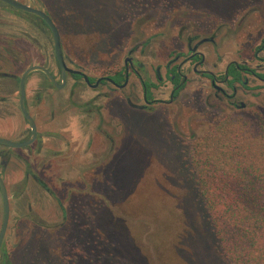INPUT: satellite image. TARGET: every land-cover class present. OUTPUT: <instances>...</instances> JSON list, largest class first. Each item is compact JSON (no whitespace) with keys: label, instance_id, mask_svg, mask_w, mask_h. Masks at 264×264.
<instances>
[{"label":"flooded vegetation","instance_id":"af4514ba","mask_svg":"<svg viewBox=\"0 0 264 264\" xmlns=\"http://www.w3.org/2000/svg\"><path fill=\"white\" fill-rule=\"evenodd\" d=\"M14 1L50 18L63 66L46 21L0 1V184L7 199L6 217L0 187V264H15L11 249L21 247L23 233L69 230L70 189L58 195L54 188L69 182L71 168L83 184L77 192L82 206L89 216L97 214L102 186L116 179L106 162L135 135L128 119L157 111L164 122L212 117V128L194 135L193 143L231 116L264 128V33L257 30L262 19L239 23L246 45L232 43L227 23L206 34L178 29L182 47L167 55L154 47L167 30L131 40L120 53L114 40L109 53L99 55L102 34H86L84 16L77 19L67 9L66 17L55 18L48 0ZM221 29L228 41L224 53L217 42ZM90 227L96 231L99 224Z\"/></svg>","mask_w":264,"mask_h":264},{"label":"rangeland","instance_id":"374dc122","mask_svg":"<svg viewBox=\"0 0 264 264\" xmlns=\"http://www.w3.org/2000/svg\"><path fill=\"white\" fill-rule=\"evenodd\" d=\"M48 1L53 17H66L68 9L77 19L84 16L86 34H102L99 55H106L107 49L109 53L114 40L120 53L131 40L137 43L165 30L169 33L156 39L154 47H162L167 55L182 47L178 29L206 34L227 23L232 43L246 45L248 36L244 27L239 28L245 18V23L262 19L257 30L264 33V0ZM224 33L221 29L217 38L222 53L228 48ZM160 113L128 119L133 141L123 147V154L119 150L111 163L106 162L116 179L100 188L103 199L95 216L82 206L85 201L77 192L83 184L79 171L71 168L69 182L54 188L58 195L70 189L69 230L23 233L21 247L9 248L15 264H231L217 247L191 166L193 136L205 135L214 124L212 117L164 122ZM95 224L98 230H89L88 225Z\"/></svg>","mask_w":264,"mask_h":264},{"label":"trees","instance_id":"16d2710c","mask_svg":"<svg viewBox=\"0 0 264 264\" xmlns=\"http://www.w3.org/2000/svg\"><path fill=\"white\" fill-rule=\"evenodd\" d=\"M191 166L221 255L264 264V128L221 120L192 144Z\"/></svg>","mask_w":264,"mask_h":264},{"label":"water","instance_id":"95a60500","mask_svg":"<svg viewBox=\"0 0 264 264\" xmlns=\"http://www.w3.org/2000/svg\"><path fill=\"white\" fill-rule=\"evenodd\" d=\"M0 1H3V2L13 6L16 9L36 14L37 16L41 17L42 19H44L46 21V23L49 25V27L51 28V30L53 32V37H54V42H55V50H56V57H57L59 63L61 64V66H63V61H62L61 52H60V46H59L58 32L56 30V27L50 21V18L46 14H44L42 11L30 8L29 6L20 4V3L16 2V1H14V0H0ZM0 142H1V140H0ZM0 187H1V191H2V196H3V200H4V206H5V213H6V217H7L6 193H5V189H4L2 184H0ZM5 223H6V220H5L4 224ZM4 231H5V227L2 229V232L0 234V243H1L2 236L4 235Z\"/></svg>","mask_w":264,"mask_h":264}]
</instances>
